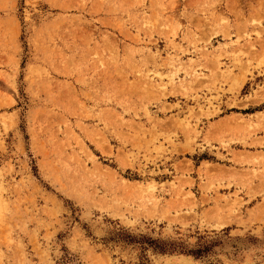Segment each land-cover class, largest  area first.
Segmentation results:
<instances>
[{"label": "rangeland", "instance_id": "374dc122", "mask_svg": "<svg viewBox=\"0 0 264 264\" xmlns=\"http://www.w3.org/2000/svg\"><path fill=\"white\" fill-rule=\"evenodd\" d=\"M0 264H264V0H0Z\"/></svg>", "mask_w": 264, "mask_h": 264}]
</instances>
